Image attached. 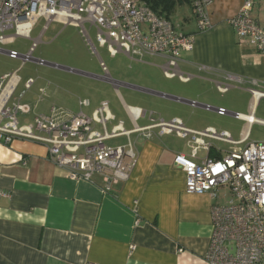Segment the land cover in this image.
Returning <instances> with one entry per match:
<instances>
[{
	"label": "crops",
	"instance_id": "0c3cea01",
	"mask_svg": "<svg viewBox=\"0 0 264 264\" xmlns=\"http://www.w3.org/2000/svg\"><path fill=\"white\" fill-rule=\"evenodd\" d=\"M246 1H215L209 10L212 28L200 31L195 24L185 32L195 39L194 51H183L179 62L181 72L191 76L188 83L167 79L161 58L131 60L120 54L133 64L132 75H128L126 83L115 80L108 69L113 81L120 83L115 86L105 79L100 66L98 48H106L95 39L96 47L92 37L91 43L80 33L97 56L102 75L32 62L44 67L37 78L39 96L34 109L22 102L30 113L20 116V124L32 125L40 115L51 116L53 108L59 113L92 116L101 103L108 102L114 118L108 131L119 123L133 131L135 124L145 128L154 120L180 119L195 132L213 128L230 133L235 141L246 140L244 145L264 143V124L259 123L264 122V98L251 93H264V54L250 42L241 43L228 23ZM253 1L256 7L252 15L264 29V0ZM6 36L2 48L15 51V32L9 30ZM0 57L19 61L5 54ZM6 75L9 74L1 72L0 79ZM71 75L87 79L86 83L64 79ZM228 77L239 78L242 83ZM20 79L17 91L23 83ZM29 80H34L33 86L36 84L30 77L24 88ZM89 80L110 85L108 89L113 94L108 96ZM217 83L229 84L231 89L222 94ZM133 94L149 98L150 104L132 102ZM57 97L61 107L50 103L48 113L36 112L40 104L47 105V100ZM83 101L89 104L83 106ZM219 108L229 114L218 115L215 110ZM135 109L145 112L136 123L132 114ZM34 110L33 119L28 121L25 117ZM235 114L250 116L255 122L238 120ZM129 142L136 154L135 167L128 180L109 188L100 174L90 180H71L68 170L54 164L42 145L21 140L8 146L0 143V264H208L212 209L221 203H217L220 198L213 199L208 194L187 192L186 175L175 165V159L190 156L188 139L155 129L150 139L134 133L109 140L106 145L115 149L127 147ZM214 146L212 156L216 148L226 153L232 150L224 144Z\"/></svg>",
	"mask_w": 264,
	"mask_h": 264
},
{
	"label": "built area",
	"instance_id": "2783aa9c",
	"mask_svg": "<svg viewBox=\"0 0 264 264\" xmlns=\"http://www.w3.org/2000/svg\"><path fill=\"white\" fill-rule=\"evenodd\" d=\"M188 1L199 29L210 30L209 10L217 0ZM255 7L253 0H247L240 13L228 23L241 43L250 42L264 54V29L252 15ZM42 17L47 25L37 39H32L36 22ZM53 22L75 26L91 43L94 30L98 44L105 47L112 58L120 54L131 60L161 58L165 61L162 70L167 79H178L183 83L191 80V76L181 72L179 62L183 51H194V37L178 31L169 19L155 13L147 0H0V54L19 60L22 68L32 62L49 65L34 55ZM9 30L15 32V39L31 41L26 54L2 48ZM100 66L105 79L119 86L101 58ZM22 68L0 79V143L8 146L21 140L42 145L47 148L54 164L68 170L71 180H90L93 175L100 174L109 188L129 179L136 164V154L131 142L127 147L112 149L106 145L107 141L130 137L134 133L150 139L155 129L161 134L188 139L190 156L179 155L175 159V165L186 175L187 192L208 194L213 199L222 194L225 199L212 209L213 232L207 263L264 264V143L244 145L246 140L235 141L230 133L213 128L195 132L180 119L154 120L145 128L135 124L133 131H127L123 123H119L108 131V124L114 119L108 102L101 103L92 116L59 113L53 108L51 116L40 115L32 125H22L20 116L30 113V108L22 100L34 84V80H29L25 91L14 98ZM228 79L242 83L239 78ZM230 89L229 84L217 83V90L222 94ZM251 93L264 98V93L257 90H251ZM80 104L87 106L89 102ZM190 104L198 106L196 102ZM205 108L214 110L210 106ZM215 111L220 116L229 114L223 108ZM132 114L136 123L145 112L135 109ZM234 117L255 122L250 116L235 114ZM215 143L230 146L232 150L226 153L216 148V155L212 156ZM203 153L207 155L202 158Z\"/></svg>",
	"mask_w": 264,
	"mask_h": 264
},
{
	"label": "rangeland",
	"instance_id": "374dc122",
	"mask_svg": "<svg viewBox=\"0 0 264 264\" xmlns=\"http://www.w3.org/2000/svg\"><path fill=\"white\" fill-rule=\"evenodd\" d=\"M156 0H150L153 2ZM170 21L175 26L178 31L187 32L190 31L195 24L198 27V23L193 14L192 8L188 4H184L183 6H178L175 11L170 16ZM47 25V21L44 17L40 18L35 25L34 32L32 34V39H37L42 33L43 29ZM92 38L95 41L96 45V32L92 30ZM85 39L81 36L80 30L76 29L73 26H65L59 22H53L48 27L45 32L42 43L38 46V49L34 55L36 59H41L47 61L52 64H56L63 67L73 68L80 71L88 72L97 76H101L102 73L98 66V58L95 54H93L92 47L87 46ZM30 46V41L26 39H17L12 49L17 50V52L24 54L28 52V48ZM97 47V45H96ZM98 53L101 56L102 60L107 65L110 70L112 77L115 80H120L126 83H129L127 78L128 75H132L130 71L131 65L128 63L125 58L120 55L117 58H112L106 49L98 48ZM22 68V64L19 61H10L5 59L4 57H0V73H8L13 74L15 71H18ZM44 67L37 66L34 63H28L23 67L22 71L19 73V77L22 78L23 83L19 87L18 91L15 93V97L17 98L23 91H25L24 83L28 80V78L33 77L36 80V84L33 88L26 94L23 103L31 104L32 108H35V104L37 103V99L39 96L40 84L37 82L38 76L42 73ZM46 69V68H45ZM77 75L67 76L64 79L70 81L72 83L84 84L86 83L84 80L80 79L83 77H72ZM92 84L106 92L108 96L112 95L113 92L110 91L111 86L104 83L94 82L89 80ZM132 102H135L142 106H148L150 104V99L141 95H132ZM52 104H55L57 107H61L57 98H51L47 100V105L40 104L38 106L37 113H48V108ZM34 113L31 114L27 118L28 121L33 119ZM24 118V119H25ZM23 120V117H21ZM143 124V122H141ZM223 195H219V200L217 203H223Z\"/></svg>",
	"mask_w": 264,
	"mask_h": 264
},
{
	"label": "trees",
	"instance_id": "16d2710c",
	"mask_svg": "<svg viewBox=\"0 0 264 264\" xmlns=\"http://www.w3.org/2000/svg\"><path fill=\"white\" fill-rule=\"evenodd\" d=\"M147 2L149 4L150 8L155 13H157V14L163 16V17H166L169 20H170L171 14L175 11V9L178 6H183L184 4L190 5L188 0H156V1H153V2H150V0H147ZM190 7H191V5H190ZM192 11H193V9H192ZM193 14H194V12H193ZM194 16H195V14H194ZM195 19H196V16H195ZM196 21H197V19H196Z\"/></svg>",
	"mask_w": 264,
	"mask_h": 264
}]
</instances>
